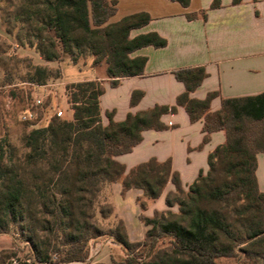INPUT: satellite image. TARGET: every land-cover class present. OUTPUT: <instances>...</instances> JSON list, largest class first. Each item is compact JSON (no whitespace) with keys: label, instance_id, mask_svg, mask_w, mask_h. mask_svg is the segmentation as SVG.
Returning a JSON list of instances; mask_svg holds the SVG:
<instances>
[{"label":"trees","instance_id":"trees-1","mask_svg":"<svg viewBox=\"0 0 264 264\" xmlns=\"http://www.w3.org/2000/svg\"><path fill=\"white\" fill-rule=\"evenodd\" d=\"M170 1L190 5V0ZM117 5V0H23L16 18L22 19V37L15 38L46 63L66 58L80 65L91 59L93 67L105 66L111 87H117L121 79L144 75L147 58L133 56L136 51L167 46L156 32L131 36L152 21L146 12L111 22ZM220 6L214 0L211 9ZM186 17L193 20L197 14ZM22 63L29 87L61 78L60 68L53 71L27 59ZM173 75L185 86L174 106L128 113L122 122L107 112L104 125L103 81L76 82L64 88L71 118L57 117L44 104L40 119L47 113V122L23 136L22 155L0 140V232L18 228L31 245L35 263L57 256L60 264H86L91 242L108 237L126 255L118 264H264V193L256 174L257 155L264 153V94L223 100L220 110L211 112L216 92L204 100L191 97L207 77L204 67L175 70ZM143 95L134 91L130 105H137ZM179 107L190 122L203 121L202 145L212 133L224 131L226 137L208 155L207 173L201 171L188 190L170 160L151 158L127 171L116 159L131 153L144 131L174 127L161 119ZM118 182L122 192L137 189L150 201L159 199L171 182L175 191L166 194L165 204L176 206L178 213L167 212L172 220L161 218L164 214L142 217L148 227L142 242L129 239L122 220L105 230L100 220L114 215V208L103 195Z\"/></svg>","mask_w":264,"mask_h":264},{"label":"crops","instance_id":"crops-1","mask_svg":"<svg viewBox=\"0 0 264 264\" xmlns=\"http://www.w3.org/2000/svg\"><path fill=\"white\" fill-rule=\"evenodd\" d=\"M117 1V12L111 22L146 12L152 21L133 30L131 36L156 32L167 40V46H149L136 51L133 56L147 58L144 75L121 79L117 87H111L106 74L102 77L97 74L98 68L92 66L91 59L85 66L89 74L80 65L71 64L70 80L65 83L103 81L106 91L100 97V109L104 125L108 124L107 112H114V120L122 122L128 113L135 114L155 105H176L177 97L185 91L184 84L173 75V71L179 69L205 68L207 77L191 97L204 100L209 93L216 92L218 96L211 101V112L220 110L223 100L264 94V0H243L238 5H233L232 0H219L221 6L216 9H211L214 0H190L186 8L170 0ZM202 12H206L205 19ZM189 13L197 14V17L189 20L186 17ZM68 61L64 63L70 67ZM102 67L105 70V66ZM134 91H141L144 95L137 105L131 106ZM161 120L174 127L144 131L142 142L131 153L116 159L126 166L127 171L151 158L159 162L170 160L172 171L179 174L184 190H188L201 171L205 174L209 170L208 155L224 144L225 132L212 133L202 145L203 121L190 122L183 108L179 107L176 114L164 115ZM257 162L258 186L264 193V153L257 155ZM170 191H175L171 182L156 201L158 210L164 206L174 209L165 204V196ZM131 194L134 197L131 202L135 203L142 191L131 189L128 195ZM118 215L126 223L130 236L126 218L119 212Z\"/></svg>","mask_w":264,"mask_h":264},{"label":"rangeland","instance_id":"rangeland-1","mask_svg":"<svg viewBox=\"0 0 264 264\" xmlns=\"http://www.w3.org/2000/svg\"><path fill=\"white\" fill-rule=\"evenodd\" d=\"M22 3L23 0H0V85L3 87L0 94V140L5 139L16 149L18 155H22L24 151L22 147L23 136L33 129L44 127L49 117L45 113L46 115H43L40 119L42 107L38 111L39 119L36 122H21L20 115L25 110L27 101L41 99L43 106L44 104L49 106L55 104L63 111L62 117L71 118L64 88L66 85L71 84L65 82L70 80L68 73L73 69L71 62L69 64L70 67H68L66 62L64 63V61L68 60L66 58L62 62L46 63L39 59L33 49L23 48L22 44L17 42L15 36L20 35L22 37V19H16L22 10ZM22 59H27L34 65L41 63L53 71L60 68L61 78L50 79L44 85V88L29 87L24 82L27 72ZM87 62L86 64H80V68H84L85 72L89 74V70L85 67ZM64 74L65 80H63ZM97 74L100 77L104 76V68H98ZM119 184L120 182L112 184L103 195V197L109 199L114 208V215L107 220H100V225L105 230L114 228L118 220H121L118 215L119 212L127 220L130 230L129 239L132 242H142L148 230V227L144 225L141 219L142 217H161L164 214L161 218L172 220L173 217L167 212H171L172 215L178 213L176 206L174 209L164 206L162 210H158L156 206L157 200H147L143 197V194L135 199V203L133 200L131 202V198L134 197H132V194L128 195V191L122 192L121 184ZM123 223L128 233L126 223L124 221ZM19 233L20 231L15 227L6 232H0V264H12V261L16 259L21 261L30 259L34 262L30 243L24 241L25 239H22V235L20 236ZM163 246L166 247L168 244ZM142 253V260L146 261L148 256L143 249L139 251V254ZM125 257L126 255L120 246L113 243L110 238L102 237L91 242L90 256L86 264H118ZM40 264L60 263H58V257L53 256L49 263ZM225 264L228 263L225 262Z\"/></svg>","mask_w":264,"mask_h":264},{"label":"built area","instance_id":"built-area-1","mask_svg":"<svg viewBox=\"0 0 264 264\" xmlns=\"http://www.w3.org/2000/svg\"><path fill=\"white\" fill-rule=\"evenodd\" d=\"M36 88H44L45 86H33ZM3 89V87L0 85V91ZM43 107V101L41 99H34L31 101H27L25 104V110L20 115V121L23 123H33L36 122L39 119L38 111ZM47 110L51 111L53 114H55L57 117L63 116V111L60 110L57 105L51 104L48 106ZM168 126H172L171 123H169ZM12 264H38L33 262L32 260H13ZM40 264V263H39Z\"/></svg>","mask_w":264,"mask_h":264}]
</instances>
